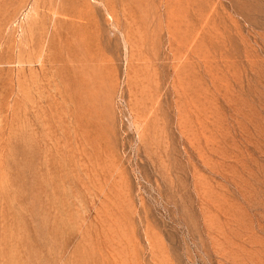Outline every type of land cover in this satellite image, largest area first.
Listing matches in <instances>:
<instances>
[{"label": "rangeland", "instance_id": "1", "mask_svg": "<svg viewBox=\"0 0 264 264\" xmlns=\"http://www.w3.org/2000/svg\"><path fill=\"white\" fill-rule=\"evenodd\" d=\"M0 264H264V0H0Z\"/></svg>", "mask_w": 264, "mask_h": 264}]
</instances>
